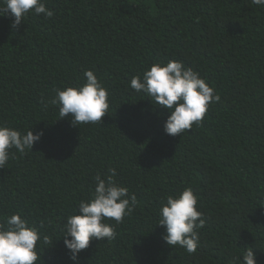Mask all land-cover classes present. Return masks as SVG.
Here are the masks:
<instances>
[{"label": "trees", "instance_id": "16d2710c", "mask_svg": "<svg viewBox=\"0 0 264 264\" xmlns=\"http://www.w3.org/2000/svg\"><path fill=\"white\" fill-rule=\"evenodd\" d=\"M19 28L0 16V123L43 130L0 168V222L13 213L53 243L38 241L36 264H74L64 245L67 216L91 196L95 177L135 194L115 237L90 240L78 264H232L252 248L264 264V7L250 0H46ZM180 60L221 99L182 135L170 115L130 87L154 62ZM92 70L108 90L97 123L59 119L56 89ZM191 187L206 224L195 253L168 245L158 210Z\"/></svg>", "mask_w": 264, "mask_h": 264}, {"label": "clouds", "instance_id": "9594fccd", "mask_svg": "<svg viewBox=\"0 0 264 264\" xmlns=\"http://www.w3.org/2000/svg\"><path fill=\"white\" fill-rule=\"evenodd\" d=\"M250 3L264 7V0H250ZM29 13L53 15L46 7V0H0V16H9L13 29L19 28ZM84 77L82 84L56 89L51 101L58 106L59 119L70 115L74 126L102 121L109 108L108 90L98 76L86 70ZM130 87L169 110L164 132L170 136L192 129L194 123L203 120L208 107L221 99L196 70L175 59L152 63L142 76L131 78ZM42 136L43 130L22 132L0 123V168L15 152L24 154L32 149ZM115 176L114 168L103 178L97 174L91 196L81 199L77 212L67 216L63 224L64 245L74 264H78L79 253L89 247L90 240L110 241L115 237V228L105 221L114 220L119 224L136 206L135 194L129 195L128 188L118 184ZM158 217L157 224L166 229L163 239L168 245L179 246L190 254L197 251L198 230L205 226L206 219L204 212L198 210V197L191 187L167 196L158 210ZM38 241L43 245L53 243L52 238L42 235L39 228L20 213L4 217L0 222V264H36L41 258ZM232 264H256L252 248H247Z\"/></svg>", "mask_w": 264, "mask_h": 264}]
</instances>
